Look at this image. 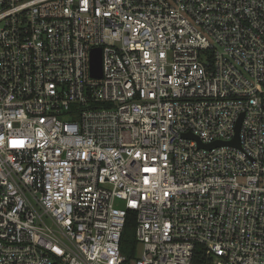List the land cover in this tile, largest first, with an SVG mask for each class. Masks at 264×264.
<instances>
[{
	"label": "built area",
	"instance_id": "2783aa9c",
	"mask_svg": "<svg viewBox=\"0 0 264 264\" xmlns=\"http://www.w3.org/2000/svg\"><path fill=\"white\" fill-rule=\"evenodd\" d=\"M198 246L264 264V0H0V264Z\"/></svg>",
	"mask_w": 264,
	"mask_h": 264
},
{
	"label": "trees",
	"instance_id": "16d2710c",
	"mask_svg": "<svg viewBox=\"0 0 264 264\" xmlns=\"http://www.w3.org/2000/svg\"><path fill=\"white\" fill-rule=\"evenodd\" d=\"M134 222H135V214L130 212L126 219V224L124 227V231L122 234V247L125 253L126 249L129 246L134 247L135 239H134ZM129 257L132 256V253L127 254ZM193 264H212V257L206 253V250L202 246L196 247Z\"/></svg>",
	"mask_w": 264,
	"mask_h": 264
},
{
	"label": "water",
	"instance_id": "95a60500",
	"mask_svg": "<svg viewBox=\"0 0 264 264\" xmlns=\"http://www.w3.org/2000/svg\"><path fill=\"white\" fill-rule=\"evenodd\" d=\"M90 70L92 76L100 77L102 74V65H101V48L96 47L93 48L91 51V62H90ZM239 123L240 119L238 120L237 128H236V135L232 141H230V144L238 146V129H239ZM221 142L216 141L212 144L207 145V147H211L213 145H218Z\"/></svg>",
	"mask_w": 264,
	"mask_h": 264
}]
</instances>
